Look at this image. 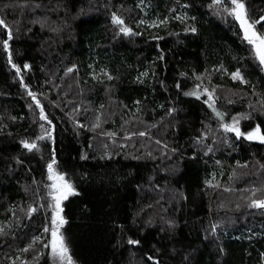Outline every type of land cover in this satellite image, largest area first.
<instances>
[{"label":"trees","instance_id":"obj_1","mask_svg":"<svg viewBox=\"0 0 264 264\" xmlns=\"http://www.w3.org/2000/svg\"><path fill=\"white\" fill-rule=\"evenodd\" d=\"M241 2L250 21L264 17V0ZM232 7L0 0V264H67L49 247L53 160L74 190L59 211L72 264H264V208L253 206L264 201V143L244 137L257 127L264 135V64ZM255 30L264 35V21ZM65 73L76 106L60 92ZM107 104L120 114L104 122ZM119 116L168 148L102 150ZM236 121L239 138L223 127ZM167 190L176 193L168 208Z\"/></svg>","mask_w":264,"mask_h":264},{"label":"snow or ice","instance_id":"obj_2","mask_svg":"<svg viewBox=\"0 0 264 264\" xmlns=\"http://www.w3.org/2000/svg\"><path fill=\"white\" fill-rule=\"evenodd\" d=\"M221 0H214L215 4L220 3ZM231 5L233 6L229 10V15H233L236 20L239 21L241 28L244 30L245 33V39L248 40V42L255 46L256 54L259 56L260 61L262 64H264V35H259L257 31L255 30V24H259L262 21H264V17H261L259 20L252 22L249 20L247 16V12L245 9V5L241 2V0H230ZM113 23L117 25H123L124 21L120 19L118 16L113 15ZM0 25H3L5 28L7 25L4 23L3 20H0ZM120 31L124 34H130L131 30L125 27H121ZM195 31V29H193ZM8 39H11V32H8ZM5 49L8 48V40L3 41ZM9 61H11V55H9ZM15 67V65H13ZM25 68H28V65L24 66ZM17 73L20 72V69H16ZM71 71V69H69ZM233 79H240L239 73H236L233 75ZM195 94V93H192ZM29 95H32V93H29ZM33 99L35 97L33 96ZM209 99H212L211 96H209ZM37 104H39V101H37ZM210 107H213V105H209ZM215 111V109L213 108ZM216 115L220 117L221 119L222 114L217 112ZM41 119H46V117L43 115V111L41 110ZM224 130L226 132H234L237 138H239L241 135H244L241 133L238 121L234 122L233 124H225L223 125ZM247 139H258L262 143H264V135H261L259 127H257L254 131L249 132L246 135ZM40 139H43V137H40ZM24 148L28 149L29 151L35 149L37 145L35 143H28L23 142ZM55 160L52 161V163L48 164V171H49V179L53 181V184L51 187L54 189L55 194L53 195V200L55 202L54 204V210H56V214L52 217V224L53 228L51 229V241H50V247L52 250V254L54 259H58L60 261H67V264H72L71 258L68 255V248L64 242V238L62 234L59 232V228L66 223V221L63 220L61 216H59V211H62L60 209V202L64 199H67L68 195L74 194V190L72 188V185L67 183L65 181V178L63 175H60L55 172L54 165ZM253 206L264 208V201L256 202ZM45 231H49V229H45ZM130 244L137 243L136 241H129ZM47 246V245H46ZM27 250V249H25ZM151 259V257H149Z\"/></svg>","mask_w":264,"mask_h":264},{"label":"rangeland","instance_id":"obj_3","mask_svg":"<svg viewBox=\"0 0 264 264\" xmlns=\"http://www.w3.org/2000/svg\"><path fill=\"white\" fill-rule=\"evenodd\" d=\"M39 19L42 20L41 17ZM68 28H69V26L67 28H65L62 32L65 33V31H69ZM62 32L56 33V37H59ZM242 32H243V35L245 36V33H244L243 29H242ZM96 70L100 72L101 71V66L98 65ZM56 74H57L56 71L55 72H50L49 76H48V79L50 80L53 76H56ZM67 78H68V75H67V73H65L63 75V77H62L61 83L59 84V89H60V92L63 94V98L65 99L64 102L66 104H70L71 102H69V101H73L71 104H73V106H76V105L81 103V100L78 98V95H77L76 98L69 97V95H68L69 89L68 88L71 86V81L68 80ZM116 112H118L120 114V112L116 108V106L107 104L106 109L103 110L102 112H99L98 114L101 116V118L104 120V122H106L111 116L116 115ZM119 120H120V130L118 131L116 136H111V138L106 143L99 144V146L102 148V150L105 148L106 145L109 146V147H114V148L115 147H123L127 151L130 150L132 152H134L135 149H138L140 151H143V153H146V149H147L148 153H146V154L148 155L153 150V146H155L156 148H168L161 141V137L157 138L154 133H151L150 129L147 130L148 132L144 131V130L142 131L140 126H139V124H138V122L134 121L135 120L134 118H130V117H126V116L125 117H120L119 116ZM231 124H233V123H230L229 125H231ZM167 128H168V126H166V125H164L161 128L162 135H164L163 133L167 132ZM255 129L256 128H254L253 131ZM158 134H160V133H158ZM246 135L247 134L244 135L245 138H246ZM251 140H258V139H251ZM108 150L109 149H107V151ZM147 155H144V157H147ZM167 164H170V162H168ZM228 183H225V185L230 186L231 182L229 184ZM52 184H51V181H50V186L48 188V196H49V199L52 198V204H51L52 210H51V213L54 214L56 212V210H54L55 202L53 200V195L55 194V191L51 187ZM261 186L264 187L262 184H261ZM223 187H224V185H223ZM238 191L239 190H235L234 198L236 200H241L240 196H244L245 193H241L238 196L237 195ZM258 191L260 192V193L257 192L258 194H262V189L261 188H258ZM163 192H164V194H163L164 197L162 199H164V205L167 204V208H168L170 206V204H172L171 202H173L172 196L176 195V193H174L171 190L170 191H168V190L167 191H162L160 193H163ZM217 195H218L219 199H222L223 190L220 191ZM153 197H151V196L149 197V199L152 198L150 200V203L151 202H153V203L155 202V199ZM255 203L256 202H254V204ZM155 207H157V211L160 210V206L155 205V206H153V212H154V208ZM51 213H50V216H52ZM161 221L163 222V224L168 225L166 220L161 219ZM50 241H51V236L49 238V247H50ZM50 249H51V247H50ZM131 264H132V262H131Z\"/></svg>","mask_w":264,"mask_h":264}]
</instances>
